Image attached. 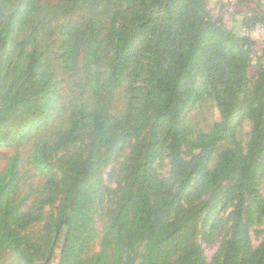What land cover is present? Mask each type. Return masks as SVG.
Instances as JSON below:
<instances>
[{"label": "trees", "instance_id": "obj_1", "mask_svg": "<svg viewBox=\"0 0 264 264\" xmlns=\"http://www.w3.org/2000/svg\"><path fill=\"white\" fill-rule=\"evenodd\" d=\"M207 2L0 0V149L12 150L0 172V254L27 261L28 227L42 219L46 264H122L126 254L135 264H264V230L256 246L250 236L264 224V45L258 53L221 27ZM234 2L247 9L244 27L264 24L255 0ZM49 55L81 77L68 103ZM203 99L219 119L194 136L186 115ZM24 167L42 183L19 198ZM99 210V251L88 257ZM227 210L207 261L196 239Z\"/></svg>", "mask_w": 264, "mask_h": 264}, {"label": "rangeland", "instance_id": "obj_2", "mask_svg": "<svg viewBox=\"0 0 264 264\" xmlns=\"http://www.w3.org/2000/svg\"><path fill=\"white\" fill-rule=\"evenodd\" d=\"M48 3H55L57 0H45ZM262 7H264V0H255ZM254 2L253 5H256ZM208 8L212 10V16L219 20L221 27L225 30L232 32L238 37H245L254 42L256 50L260 53L262 45H264V24H259L254 27L246 28L242 25L243 12L247 10L246 8H240L235 5L234 0H208ZM251 62L248 70L249 76H253L258 67L256 62V55H251ZM264 65V61L261 62ZM47 65L54 71L56 77L62 81L61 86L63 87V97L66 103L74 99L78 92H80L79 82L81 77L79 74L65 73L61 70L58 62L53 59L52 55L47 58ZM121 90L116 92L115 98L112 100L111 106L113 111H117L123 105ZM219 115L213 106V104L205 99L200 101L191 109V111L186 115V121L190 126L192 135H196L198 132H207L209 128L217 122ZM248 129L245 127L244 131ZM12 153L9 148L0 149V172L3 170L7 158ZM27 169L24 167L22 169L23 178L21 181V187L19 189L18 197L23 198L29 194L31 188H37L41 185L42 180L32 175V173H27ZM110 167L106 168L104 171L105 184L112 188L114 187L113 180H108V173ZM169 171V166L167 161H164L161 166H156V172L160 175H166ZM260 193L264 196V179L259 186ZM107 198V196H105ZM32 198H29L24 206V209L30 205ZM107 200V199H106ZM105 201V200H104ZM106 203V202H105ZM105 208V207H104ZM53 210V207H48L45 209V213ZM230 211V210H229ZM229 211L224 213H219L216 219V226L213 229V233L210 234L207 239L201 233L198 234L196 239L197 244L200 246L201 250L206 257L207 261H211L214 254L216 253L218 246L222 237L224 236L229 219ZM95 225L97 228L98 236L85 250L86 256H92L99 251L100 235L103 230L104 216L102 211H98L95 216ZM45 220H36L28 227L29 241H30V252L27 255V261L23 258H18L13 256L9 250H4L0 254V264H46L45 256H47V250L49 245V238L47 236L48 229L44 228ZM264 230V224L258 226H253L250 228V236L253 246L258 245L260 242ZM133 255V254H131ZM48 264H55L51 261Z\"/></svg>", "mask_w": 264, "mask_h": 264}, {"label": "water", "instance_id": "obj_3", "mask_svg": "<svg viewBox=\"0 0 264 264\" xmlns=\"http://www.w3.org/2000/svg\"><path fill=\"white\" fill-rule=\"evenodd\" d=\"M136 259H137L136 254H133V255L126 254L124 256L122 264H135L136 263Z\"/></svg>", "mask_w": 264, "mask_h": 264}]
</instances>
